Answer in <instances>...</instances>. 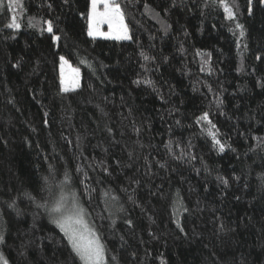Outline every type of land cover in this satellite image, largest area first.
<instances>
[{
  "label": "trees",
  "instance_id": "1",
  "mask_svg": "<svg viewBox=\"0 0 264 264\" xmlns=\"http://www.w3.org/2000/svg\"><path fill=\"white\" fill-rule=\"evenodd\" d=\"M90 2L0 0V255L83 264L48 218L67 191L105 264H264V0H115L127 41Z\"/></svg>",
  "mask_w": 264,
  "mask_h": 264
},
{
  "label": "snow or ice",
  "instance_id": "2",
  "mask_svg": "<svg viewBox=\"0 0 264 264\" xmlns=\"http://www.w3.org/2000/svg\"><path fill=\"white\" fill-rule=\"evenodd\" d=\"M16 0H9V7L11 8ZM215 2V0H214ZM98 3H103L105 7V12L102 14L104 17L103 22H107L109 26L112 25L113 17H119V5L111 6L109 0H91L92 11L89 13L90 22H89V30L88 35L94 36L96 31L92 25V18L97 15L96 7ZM219 6L223 8L226 13V18H233L234 13L232 9L228 6L225 0H219ZM12 23L7 25L8 28H19L20 25L15 22V17L12 18ZM48 24L47 31L52 32L53 27L50 21L46 22ZM237 29H240V35L243 36V26L237 24ZM116 39H129L126 31L122 35H117ZM59 37L53 36V40H58ZM146 60L147 56L144 57ZM61 60V69H63V65L67 63L63 56L60 57ZM83 62V61H82ZM78 73V69L74 70ZM145 83H150V81H145ZM64 84L63 78L61 79V85ZM62 92L69 91L67 87H61ZM204 118L207 119V113H205ZM214 143L219 145V150H224V145L220 144L219 141L215 139L213 136ZM67 174H65V180H67ZM28 196V193H25ZM52 214V222L56 224V226L63 232L65 238L68 240L69 245L72 251L76 256L80 258L83 264H101L103 259L104 249L103 246L99 243L98 238L95 236V233L92 232L84 222L83 219V209L79 207L78 203L75 201V197H73L72 202L69 206L66 207L65 199L63 196L60 197L59 200L56 201L55 206L50 210ZM131 225V221H128ZM0 242H3V235L0 234ZM0 262L2 264H7V261L4 259L2 255H0Z\"/></svg>",
  "mask_w": 264,
  "mask_h": 264
},
{
  "label": "rangeland",
  "instance_id": "3",
  "mask_svg": "<svg viewBox=\"0 0 264 264\" xmlns=\"http://www.w3.org/2000/svg\"><path fill=\"white\" fill-rule=\"evenodd\" d=\"M109 3L111 6L117 5L115 3V0H109ZM91 11H92V6H91V2H90L89 13ZM105 11L106 10H105L103 3H98L97 7H96V13H98L100 15H97L94 18H92V25H93L94 30L96 31V34L94 36H91V37L96 38V39H108V40L114 39V40H118V41L130 40V32H128V30H127L122 11L119 9L120 16L119 17H113L111 27L109 26V24L107 22H103L104 17L102 14ZM89 22H90V17H88V23ZM88 30H89V24H88ZM125 31L129 37V39H116L115 38L117 35H122ZM87 33H88V31H87ZM61 63L62 62L60 60V78L61 79L63 78V80H64V84L61 86L69 88V91L72 89H76L77 86L79 85V82H80V77H79L78 73L76 71H74L75 69L68 62L65 63L63 65V69H61ZM61 196H63L65 199L66 207L70 205V203L73 200V197H75V201L78 203L76 196L72 195V193H69L67 191L60 193L58 195V197L54 200V203L51 205V207H49V210H48V218L51 219V221H52V216L54 214H52L50 212V210L55 206L56 201L59 200ZM78 205H79V203H78ZM79 207L82 208L80 205H79ZM83 219H84V222L87 225V227L92 232H94L95 236L97 237V233H96L94 227H92V225L90 224L88 218L85 217L84 211H83ZM54 225H56V224H54ZM98 240H99V243L101 244L99 238H98ZM105 262H106V259H105V255L103 254V259L101 261V264H105ZM0 264H2V262H0Z\"/></svg>",
  "mask_w": 264,
  "mask_h": 264
}]
</instances>
